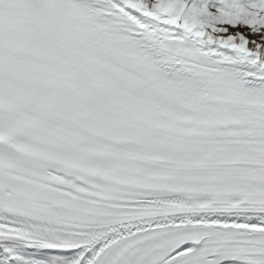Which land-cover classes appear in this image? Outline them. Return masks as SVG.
I'll list each match as a JSON object with an SVG mask.
<instances>
[{
	"label": "snow or ice",
	"instance_id": "1",
	"mask_svg": "<svg viewBox=\"0 0 264 264\" xmlns=\"http://www.w3.org/2000/svg\"><path fill=\"white\" fill-rule=\"evenodd\" d=\"M0 264H264V0H0Z\"/></svg>",
	"mask_w": 264,
	"mask_h": 264
}]
</instances>
